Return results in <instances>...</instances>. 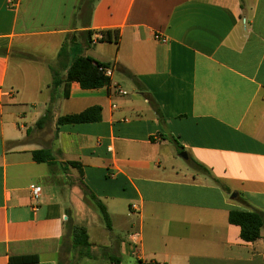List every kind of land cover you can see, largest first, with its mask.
<instances>
[{"label": "crops", "instance_id": "0c3cea01", "mask_svg": "<svg viewBox=\"0 0 264 264\" xmlns=\"http://www.w3.org/2000/svg\"><path fill=\"white\" fill-rule=\"evenodd\" d=\"M77 55L111 86L53 92ZM0 142V264H64L73 226L81 264H264V224L248 243L229 222L264 215V0H0Z\"/></svg>", "mask_w": 264, "mask_h": 264}, {"label": "trees", "instance_id": "16d2710c", "mask_svg": "<svg viewBox=\"0 0 264 264\" xmlns=\"http://www.w3.org/2000/svg\"><path fill=\"white\" fill-rule=\"evenodd\" d=\"M110 32H104L102 36V41L108 40L107 36ZM118 37V36H117ZM66 46L62 48L59 57H62L65 54ZM27 58H33L28 56ZM110 67L109 64H102L92 60L91 58L83 57L82 55H77L75 58L71 59L64 66V73L59 70H55L53 67L49 66V69L52 74V88L53 92L57 91L61 86L65 85V90L70 83L77 82L83 89L92 90V89H100L104 87L111 86V79L105 77L98 71V67ZM131 77L134 76L129 73ZM136 81V79H135ZM67 95V94H66ZM157 114L160 116L161 122L164 123V117L158 105L154 101H150ZM99 108H91L80 114L74 115H66L57 120L58 125L65 124H81L88 122H96L101 120ZM49 114V110L47 116ZM47 116H44L37 123L38 126L42 125L46 120ZM33 160L37 163H47L48 165H54V159L51 154V151L48 149H42L38 151L32 152ZM69 165L76 166L77 163H69ZM197 170H205L199 164L195 165ZM92 199L96 202V205L100 209L104 221L106 223L109 222V216L107 213L106 207L99 201L94 195H92ZM229 222L232 225L239 226L241 229V238L244 242L252 243L260 239L261 230L264 224V215L260 212H240V211H232L229 214ZM71 246L73 248H77L82 250L83 248L87 249L91 246L89 242V237L87 234V230L84 227L73 226L72 228V241ZM23 263L33 261L32 258H24L21 259Z\"/></svg>", "mask_w": 264, "mask_h": 264}, {"label": "built area", "instance_id": "2783aa9c", "mask_svg": "<svg viewBox=\"0 0 264 264\" xmlns=\"http://www.w3.org/2000/svg\"><path fill=\"white\" fill-rule=\"evenodd\" d=\"M155 39L161 43H164V44L167 43V39L162 37L160 34H156ZM98 71L101 74H103L105 77L112 79V76L114 73L112 68L100 66V67H98ZM118 92L120 94H124V92L121 90H119ZM109 150L111 151L110 148H109ZM30 192H31L32 201L34 202V210L38 211L39 205H40V199H41V195H42V189L39 186L31 185L30 186ZM133 208H136V207L133 206Z\"/></svg>", "mask_w": 264, "mask_h": 264}, {"label": "rangeland", "instance_id": "374dc122", "mask_svg": "<svg viewBox=\"0 0 264 264\" xmlns=\"http://www.w3.org/2000/svg\"><path fill=\"white\" fill-rule=\"evenodd\" d=\"M30 111H33V108H29ZM180 161H182L180 158H179ZM184 161V160H183ZM181 162V163H185V162ZM186 166V164H183ZM190 167V166H189ZM195 169V168H194ZM72 257L68 259L67 262L70 261L69 264H81L79 263V261L77 262V260H80V262L82 261L81 259L85 260L84 258L86 257V248L80 250V249H77V248H73L72 247ZM66 260L63 261L64 264H66L67 262H65ZM84 263V261H82ZM90 264H103L101 262H98V261H92L90 262Z\"/></svg>", "mask_w": 264, "mask_h": 264}, {"label": "water", "instance_id": "95a60500", "mask_svg": "<svg viewBox=\"0 0 264 264\" xmlns=\"http://www.w3.org/2000/svg\"><path fill=\"white\" fill-rule=\"evenodd\" d=\"M0 155H2V145H1V142H0ZM180 156L183 157L184 159H188V155L186 153H182ZM235 197H236L235 194L232 195V198H235Z\"/></svg>", "mask_w": 264, "mask_h": 264}]
</instances>
